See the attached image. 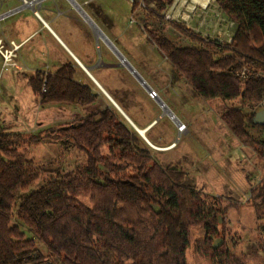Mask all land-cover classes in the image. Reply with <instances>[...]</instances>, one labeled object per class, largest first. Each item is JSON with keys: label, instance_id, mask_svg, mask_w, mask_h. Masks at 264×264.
I'll return each mask as SVG.
<instances>
[{"label": "trees", "instance_id": "16d2710c", "mask_svg": "<svg viewBox=\"0 0 264 264\" xmlns=\"http://www.w3.org/2000/svg\"><path fill=\"white\" fill-rule=\"evenodd\" d=\"M214 1L236 27L229 44L201 39L174 23L170 25L177 33L201 48L178 47L160 34L142 32L199 99L259 104L264 100V0ZM173 2L132 0L131 12L141 9L162 24ZM210 49H218L221 56L214 59ZM75 69L69 63L53 74L29 80L39 107L86 108L96 103L99 91L92 83H78ZM243 70L244 78L240 77ZM106 103L104 109L47 130V138L82 153L85 164L20 198L38 180V173L18 150L38 141L7 133L0 125V264H187L192 227L204 231V238L195 245L196 254L219 264H239L232 262L222 244L213 246L219 220L230 206H207L208 196L183 184V172L159 167L153 150ZM252 120L248 121L251 126L264 129ZM221 121L264 157V140L255 143L247 137L239 111H227ZM249 201L256 218L264 220V188L259 192L250 188ZM13 209L46 255L11 223Z\"/></svg>", "mask_w": 264, "mask_h": 264}, {"label": "rangeland", "instance_id": "374dc122", "mask_svg": "<svg viewBox=\"0 0 264 264\" xmlns=\"http://www.w3.org/2000/svg\"><path fill=\"white\" fill-rule=\"evenodd\" d=\"M131 1L98 2H106L110 6L106 12L104 32L112 41L116 53L125 58L126 65L147 88L154 90L157 99L177 121L187 127L188 133L186 136L180 134L177 137L174 123L168 116H162V107L155 103L159 112L156 117L158 125L149 137L158 135L160 145L172 142L174 145L165 154H153V160L163 169L172 166L183 172V184L194 186L202 197L208 196L211 201L206 202L207 206H230L226 215L219 220L214 247L222 244L232 262L264 264V220L259 221L256 218L249 201L250 188L254 187L256 192L264 188V157H259L252 148L244 145L221 121L222 115L227 111H239L246 122L247 137L252 142L259 143L264 140V129L253 127L248 121L256 113L264 112V100L259 104H244L240 99L229 103L199 99L142 32L148 30L160 34L178 47L201 48L177 33L170 23L219 45L231 42L235 25L223 16L214 0H174L166 11L165 22L162 24L141 9L132 14ZM101 43L95 52L103 55L105 50ZM109 52L117 60L114 53L111 50ZM209 52L214 59L221 56L218 49H210ZM245 72L241 71L240 77L244 78ZM116 73L122 77V83L128 88L134 91L143 88L126 66L123 69L118 68ZM143 90L145 91L144 88ZM38 107L37 104L25 107L23 117H20L21 109L15 115L17 107H14L12 114L8 115L10 123L0 119V125L7 133H19L24 138L36 137L38 141L18 150L19 153L26 154L33 170L38 173V180L26 192L20 193L18 198L38 190L49 179L57 175L71 174L85 164L82 153L63 141L47 138L46 132L50 128L70 124L79 119L80 114L85 116L86 113L72 106L56 105L37 114L36 111L40 109ZM16 117L18 122L13 121ZM81 202L87 203L86 200ZM15 213L13 209L11 223L17 225L25 238L33 240L35 247L46 255V249L27 227L18 222ZM203 238L204 231L201 227L189 229V247L185 253L187 264H219L214 259L195 253V245ZM52 264L58 263L52 261Z\"/></svg>", "mask_w": 264, "mask_h": 264}, {"label": "crops", "instance_id": "0c3cea01", "mask_svg": "<svg viewBox=\"0 0 264 264\" xmlns=\"http://www.w3.org/2000/svg\"><path fill=\"white\" fill-rule=\"evenodd\" d=\"M99 1L40 0L37 17L31 7L22 6L21 0L0 1V119L10 123L8 115L12 114V108L17 107V115L19 109L23 112L25 107L38 105L31 92L30 79L53 74L71 63L76 68L74 79L80 84L92 83L100 93L93 106L74 107L76 110L88 115L106 108V102H112L135 130L142 132L146 142L156 148L152 149L153 154H165L172 149H164L172 148L174 143L160 145V136L149 137L158 125L156 117L159 112L155 106L158 102L150 100L143 88L134 91L125 86L122 77L116 73L125 64L119 61L120 55L104 32L106 12L110 6L106 2L98 4ZM100 43L105 50L103 55L95 52ZM4 51H13L14 55L6 66L3 65ZM50 106L40 107L36 113ZM162 109V116H168V119L173 116L172 113L169 115L166 107ZM22 112L20 117L24 116L25 112ZM82 115L79 117L83 118ZM13 121L18 122L17 117ZM182 134H188L187 127Z\"/></svg>", "mask_w": 264, "mask_h": 264}, {"label": "built area", "instance_id": "2783aa9c", "mask_svg": "<svg viewBox=\"0 0 264 264\" xmlns=\"http://www.w3.org/2000/svg\"><path fill=\"white\" fill-rule=\"evenodd\" d=\"M0 1H2V0H0ZM21 3H22V6H24V7H31L33 9L34 15L37 17V10L39 7L40 0H21ZM1 49L2 48L0 47V51H1ZM13 56H14L13 51H4L3 55H2L3 65L4 66L8 65ZM121 64H123V63L121 62ZM148 97L151 100H155V99L157 100V95L152 90L148 92ZM169 119H170V121H172L175 124L176 131L179 135L186 132V126L184 124H182L181 122L177 121L174 116L170 115Z\"/></svg>", "mask_w": 264, "mask_h": 264}, {"label": "water", "instance_id": "95a60500", "mask_svg": "<svg viewBox=\"0 0 264 264\" xmlns=\"http://www.w3.org/2000/svg\"><path fill=\"white\" fill-rule=\"evenodd\" d=\"M119 61L122 62L123 64H125L127 70L133 75V77L137 80V82L145 89L146 92L151 91L149 88L146 87V85L143 83V81L135 74V72L126 65L124 59L119 56ZM86 71H88L86 69ZM158 104L162 107L165 108L163 106V104L157 99ZM111 105L120 113V115L125 119V121L132 127V129H134V131L142 138V140L151 148V149H156L155 147L151 146L149 143L146 142V140L143 138L142 134L138 131L135 130V128L133 127V125L130 123V121L122 114V112L111 102ZM170 115V112H168ZM253 124L256 126H262L264 125V112H258L255 114L253 120H252Z\"/></svg>", "mask_w": 264, "mask_h": 264}, {"label": "bare ground", "instance_id": "6f19581e", "mask_svg": "<svg viewBox=\"0 0 264 264\" xmlns=\"http://www.w3.org/2000/svg\"><path fill=\"white\" fill-rule=\"evenodd\" d=\"M194 1H198V0H194ZM141 134H142V132H140ZM168 149H170V148H166V149H164V150H168Z\"/></svg>", "mask_w": 264, "mask_h": 264}]
</instances>
